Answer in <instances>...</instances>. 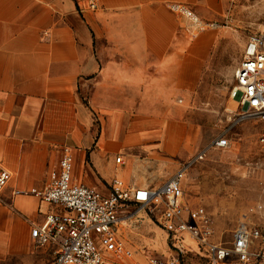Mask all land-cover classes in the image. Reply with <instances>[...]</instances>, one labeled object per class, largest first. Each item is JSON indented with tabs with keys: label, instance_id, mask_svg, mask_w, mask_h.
I'll return each instance as SVG.
<instances>
[{
	"label": "crops",
	"instance_id": "0c3cea01",
	"mask_svg": "<svg viewBox=\"0 0 264 264\" xmlns=\"http://www.w3.org/2000/svg\"><path fill=\"white\" fill-rule=\"evenodd\" d=\"M96 1L93 10L88 0H0V163L13 174L0 192V264L54 258L31 230L58 206L15 190L48 184L65 146L74 180L103 194L115 178L158 188L186 164L170 132L179 121L167 116L195 89L215 39L191 37L169 4L216 22L231 0ZM149 256L135 250L120 264Z\"/></svg>",
	"mask_w": 264,
	"mask_h": 264
},
{
	"label": "rangeland",
	"instance_id": "374dc122",
	"mask_svg": "<svg viewBox=\"0 0 264 264\" xmlns=\"http://www.w3.org/2000/svg\"><path fill=\"white\" fill-rule=\"evenodd\" d=\"M214 23L215 27L202 31L214 34L215 43L199 81L193 91L172 99L173 114L167 116V123L179 121L170 132L181 140L186 156L183 190L187 202L205 207L213 221L214 238L229 243L241 222L264 229V147L259 141L264 120H240L243 106L233 96L247 40L251 34L264 33V0H231L228 14ZM92 120L95 128L94 116ZM224 136L230 140L228 148L211 146ZM128 210L134 216L122 217L124 240L143 255L165 256L172 244L160 208L139 210L130 204ZM185 243L180 264H209L197 241L185 235ZM256 248L264 250V232L252 245ZM230 264H236V259Z\"/></svg>",
	"mask_w": 264,
	"mask_h": 264
},
{
	"label": "built area",
	"instance_id": "2783aa9c",
	"mask_svg": "<svg viewBox=\"0 0 264 264\" xmlns=\"http://www.w3.org/2000/svg\"><path fill=\"white\" fill-rule=\"evenodd\" d=\"M96 10V0H88ZM169 8L184 20L188 33L196 35L214 22L203 20L188 4L171 2ZM243 106L240 120H264V33L251 34L236 74L233 92ZM259 141L264 147V131ZM212 147L230 146L227 136L218 138ZM122 161V156L116 158ZM75 156L70 146L62 150L59 167L51 172L50 181L43 188L15 190L16 194H32L42 201L58 206L46 215L41 224L34 226L31 235L38 247H55V256L49 264H120L134 258L135 252L121 236L122 217L132 218L130 204L139 210L160 208L162 223L168 232L172 248L164 255H150L148 264H180L186 246L185 235L197 241L209 264H264V250L252 249L264 229L244 221L233 233L229 243L218 242L214 236L213 221L203 206L187 202L183 179L188 165L182 166L166 183L158 188L127 187L119 178L111 184V191L103 194L94 187L78 183L73 177ZM13 174L0 163V192L9 186ZM133 264H141L134 261Z\"/></svg>",
	"mask_w": 264,
	"mask_h": 264
},
{
	"label": "trees",
	"instance_id": "16d2710c",
	"mask_svg": "<svg viewBox=\"0 0 264 264\" xmlns=\"http://www.w3.org/2000/svg\"><path fill=\"white\" fill-rule=\"evenodd\" d=\"M85 103H87V101H85Z\"/></svg>",
	"mask_w": 264,
	"mask_h": 264
}]
</instances>
